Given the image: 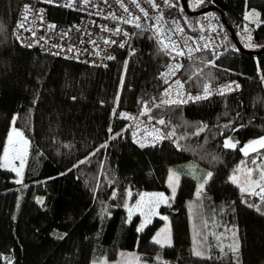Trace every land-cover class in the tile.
Listing matches in <instances>:
<instances>
[{
  "label": "trees",
  "instance_id": "trees-1",
  "mask_svg": "<svg viewBox=\"0 0 264 264\" xmlns=\"http://www.w3.org/2000/svg\"><path fill=\"white\" fill-rule=\"evenodd\" d=\"M18 3L0 0V158L12 118L30 148L22 186L0 166V264H90L134 249L148 264H264V202L244 199L229 180L240 163L264 157V148L242 151L264 136V50H237L224 28L222 54L197 52L179 69L184 90H214L199 101L168 103L160 73L169 59L145 30H136L129 52L117 48L105 66L86 65L21 46L13 35ZM216 3L236 35L250 32L253 47L240 41L245 50L264 46V0ZM250 10L260 19L246 30ZM179 13L189 33L208 30L207 14L188 16L180 6ZM49 14L54 22L72 16ZM133 121L158 131L157 144L137 141ZM226 138L236 147L225 148ZM188 163L212 174L200 194L203 258L193 255L188 201L197 180L181 172ZM172 167L181 179L159 207L172 237L161 247L152 236L162 220L138 232L140 219L129 218L127 203L146 191L168 192Z\"/></svg>",
  "mask_w": 264,
  "mask_h": 264
},
{
  "label": "built area",
  "instance_id": "built-area-1",
  "mask_svg": "<svg viewBox=\"0 0 264 264\" xmlns=\"http://www.w3.org/2000/svg\"><path fill=\"white\" fill-rule=\"evenodd\" d=\"M200 1L210 6L215 0ZM51 8L70 12L72 16L63 22L51 21ZM206 14L208 30L191 34L180 16L179 0H168L167 3L165 0H19L13 35L23 47H34L42 53L86 65L105 66L117 48L132 50L136 30H145L160 50L159 41L168 45L166 51L161 50L169 60L160 73V79L164 83L167 80L166 94L170 103L181 98L178 96L180 91L184 93V99L188 95L204 94L203 91L181 90L175 83L180 81L179 70L176 69L177 66L180 69L182 61L201 51L213 55L224 52V26L213 11ZM137 17L139 20L135 19ZM128 20L132 23H125ZM137 23L140 27H136ZM116 29L120 31L116 32ZM121 44L124 47H120ZM213 90L209 87L210 93ZM130 130L137 141H147L151 145L157 144V137H160L158 131L141 121H133Z\"/></svg>",
  "mask_w": 264,
  "mask_h": 264
},
{
  "label": "rangeland",
  "instance_id": "rangeland-1",
  "mask_svg": "<svg viewBox=\"0 0 264 264\" xmlns=\"http://www.w3.org/2000/svg\"><path fill=\"white\" fill-rule=\"evenodd\" d=\"M198 3H200V0H191L189 3L191 6L190 8L191 9L197 8ZM214 15L217 16L216 14H214ZM219 18H220V16L218 17V19ZM219 21L222 24V26H224V24L221 22L220 19H219ZM245 21L248 24H250V26H248L246 24V28H247L246 30H252V28L258 23L259 18H253L250 20L245 19ZM224 28H225V26H224ZM249 36H251V35H250V32H248V31L245 32L244 34L242 32H239L236 35L239 42L242 41L245 44V46L250 48V47H253V42H252V40L248 39ZM249 45H251V46H249ZM14 119L15 118H12V120H11L9 129H8L6 142H5V145H4L2 154H1V158H0V166L2 168L8 169L10 171H12L11 170L12 166L19 167V165H20V160L14 158L17 154L16 150L21 148L20 138L13 135V143L9 144V142H8L9 133L12 132L13 129L22 133L15 126V123H14L15 120ZM22 136H23L24 140L28 141V145H27V149H26L24 168L22 169L21 183H16V180L21 179V177H17L16 173L14 171H12L15 174V178L13 179V181L15 183V186H17V187H20L23 185V174H24L26 161H27V157H28V152H29V148H30V142H29L28 138L23 133H22ZM251 141L252 140H249L248 142H246L245 145H248ZM245 145L243 146L242 149L245 148ZM5 147L9 148L8 159L10 160L11 163L8 167L2 166L5 163V159H4ZM253 147L256 148V151H258L260 149L259 145H254ZM251 152H255V151H252L251 148H249L247 151V154L251 153ZM243 153L245 154L244 151H243ZM251 161H255V163H253V162L252 163H250V162L249 163H245V162L240 163L229 175V180H230V177H232L233 175L237 176L240 186L248 188L249 191H251L254 188V185H250L249 183H247L249 170H251V179L253 181L259 180L261 172L264 171V157L261 158V154L256 155L254 158L251 159ZM202 168H204V167H202ZM205 170H207V169H205ZM181 172L184 174L185 173L189 174L190 176L194 177L197 180V184L195 187L193 198L191 201L190 200L188 201L189 202L188 206H189V209L191 212V228H192L193 237H194L193 238V244H192L193 250L196 249V250H199L202 252V251H204V247H203L204 240L202 239V234H204V236H205V230H204L203 224H202V214H201L202 211L199 209V207L201 204L200 194L204 190L205 178L208 176V173H207V176H205V175L202 176L201 172L196 170L195 167L190 163L185 164V169L181 170ZM207 172H209V171H207ZM170 173H175L176 175H178L179 181L181 179L180 170H178L175 167H172L169 170L167 178H166V184L168 187V192L146 191V192L140 194L139 196L135 197L133 200L128 201L127 211L129 213V216H130V212H131V217L138 216L140 219L138 227L145 220L151 221V219H153L154 216L155 217H160V216L165 217V214H161L159 212V210H157V205H159L160 203H163V202L159 201V198L156 194L162 193L164 195V197H167L166 200L168 199V201H170L172 199V197L175 195L177 188H178V185H179V182H178V184H176L174 186L176 190H175V193H173L172 187L169 186V181H168V177H169ZM201 185H203L202 188L200 187ZM255 191L259 192V189L255 188ZM198 192H199V194H197ZM243 196H244V199H246V200H247V198L249 199L250 197L256 198V199L259 198V196H251V195H248L246 193L243 194ZM166 218L167 219H165L161 223V225L156 229V231L154 232V234L152 236V241H153L154 237H157L158 233H161V237H157V238H162V236L164 234H167L170 236L171 243H172L170 219H169V217H166ZM165 229L167 230V233L162 232V230H165ZM208 232L210 235V231H208ZM210 236L214 237L213 234H211ZM90 264H148V263L141 261L139 259V253H138L137 249H134V250H119L117 252L116 256L112 259H102L99 262L90 263Z\"/></svg>",
  "mask_w": 264,
  "mask_h": 264
},
{
  "label": "snow or ice",
  "instance_id": "snow-or-ice-1",
  "mask_svg": "<svg viewBox=\"0 0 264 264\" xmlns=\"http://www.w3.org/2000/svg\"><path fill=\"white\" fill-rule=\"evenodd\" d=\"M133 2H135V0H133ZM167 2H168V0H165V3H167ZM153 6H155V5H153ZM125 11H127V9H125ZM145 15H147V13H145ZM258 15H259L258 13L252 11V12L246 13L244 18L246 20H250V19H253V18H258ZM24 18L26 19L27 17L25 16ZM135 19L139 20V17H137ZM125 23H132V21L128 20V21H125ZM50 27H54V26H50ZM136 27H140L139 23L136 24ZM107 30L108 29H105V31H107ZM119 31H120L119 29H116V32H119ZM158 34H159V30H158ZM125 35H127V33H125ZM248 39L251 40V36H249ZM159 42L161 43V50H165L166 51L168 45L166 43H164L162 40L159 41ZM105 43H109V41L105 40ZM112 43H115V41H112ZM249 46H251V45H249ZM120 47H124V44H121ZM178 54L179 55H183L182 52H179ZM108 59H113V57L109 56ZM176 70H179V66H177ZM165 83H167V80H165ZM175 83L177 85H179L181 90H182L183 85L180 83V81H176ZM237 87H239V86L237 85ZM224 91H225V89H222L221 90V94H223ZM203 93H204L203 95H196V96L188 95L187 99H184V98H182L184 93L182 91H180V92H178V96H180L181 98L177 99V100H172V101H169V102L170 103H176V104H184V103H188L189 101L195 102V101H199V100H202V99H206L207 96L210 94L209 86L207 84L204 85ZM117 99H118V97H117ZM121 115L123 116L124 114H121ZM159 123L163 124L164 121L161 120V121H159ZM200 130L203 131V128H201ZM13 135H15L16 137L20 138L21 148L16 150L17 154L14 157L15 159H19L20 160V165H19V167L12 166L11 170L16 173L17 177H21V179H17L16 180V183H21V180H22V169L24 168V161H25L26 149H27L28 141L23 139L22 133H20L19 131H16L15 129H13L12 132H10L9 136H8L9 144L13 143ZM159 138L160 137H157V139H159ZM254 145H259L260 148H264V137H261V138H259L257 140H254V141H251L248 145H245V148L242 149V151L245 152V155H247V151H248L249 148H251L252 151H256V148L253 147ZM141 146L143 147L144 145H141ZM224 147L225 148H235L236 145L231 142L230 138H226L225 142H224ZM8 153H9V148L5 147V149H4L5 163L2 165L3 167H8L10 165V163H11L10 160L8 159ZM81 163H83V161H81ZM253 163H255V161H253ZM211 175H212L211 173H208V176L205 178V183L207 182V178H210ZM168 181H169V186L172 187L173 193H175L176 189H175L174 186L176 184H178L179 176L176 175L175 173H170V175L168 177ZM230 181L233 184H236L239 187V190H240V192L242 194L246 193V194L251 195V196H259L260 200L262 202H264V171L261 172L259 180L253 181L251 179V170H249L247 183H249L250 185H254V188L251 191H249L248 188L240 186L238 178L235 175L230 177ZM200 187L202 188L203 185H201ZM255 188H258L259 192L255 191ZM197 194H199V192ZM156 195L158 196L160 202H163V203L167 202L166 198L164 197V195L162 193L161 194H156ZM38 202L42 203V201H38ZM249 207H253V205H249ZM256 209H257V211H261L260 206H256ZM129 218H131V212H130ZM162 218L163 219H167L166 217H162ZM149 223H151L150 220L143 221L142 224L137 228V231L138 232L142 231L143 228ZM162 232L167 233V230L166 229L162 230ZM157 237H161V233H158ZM157 237L153 238V242L154 243L160 245L161 247H164L166 244L168 246H171V239H170L169 235L164 234L162 236V238H157ZM237 250H238V246H237V248H233L232 249L233 252H236ZM193 255L197 256V257H201V258H203V256H204V254L201 251L196 250V249L193 250ZM157 259L159 261V258H157ZM160 264H163V262L160 261Z\"/></svg>",
  "mask_w": 264,
  "mask_h": 264
},
{
  "label": "water",
  "instance_id": "water-1",
  "mask_svg": "<svg viewBox=\"0 0 264 264\" xmlns=\"http://www.w3.org/2000/svg\"><path fill=\"white\" fill-rule=\"evenodd\" d=\"M179 4L181 6V9L183 11L184 14L188 15V16H193V15H202L205 14L209 11H216L221 19V22L224 24L225 28L227 29V31L229 32L230 35V39L233 42V44L235 45V47L237 48V50L239 51H245V52H249V53H258L259 51H263L264 50V46L258 50V51H254V50H245L242 45L240 44V42L238 41L236 34L234 32V30L227 24L224 16H223V10L221 9L220 5L218 3H216L213 6H209V7H204L202 9L196 10V11H192L190 10L189 6H188V0H179Z\"/></svg>",
  "mask_w": 264,
  "mask_h": 264
},
{
  "label": "crops",
  "instance_id": "crops-1",
  "mask_svg": "<svg viewBox=\"0 0 264 264\" xmlns=\"http://www.w3.org/2000/svg\"><path fill=\"white\" fill-rule=\"evenodd\" d=\"M191 10V9H190ZM249 12H252V10H250V11H248V12H246V13H249ZM255 12V11H254ZM258 18L260 19V16L258 15ZM262 137H264V136H262ZM261 138V137H260ZM259 139V138H258ZM255 140H257V139H255ZM252 141H254V140H252ZM244 154V153H243ZM245 155V154H244ZM165 198H167V197H165ZM168 199H167V203H160L159 205H157V210H159V207L160 206H162V205H165V204H168ZM127 208H128V205H127ZM155 217V216H154ZM165 217H168L167 215H165ZM157 218H160L161 220H162V222L165 220V219H163L161 216L160 217H157Z\"/></svg>",
  "mask_w": 264,
  "mask_h": 264
}]
</instances>
